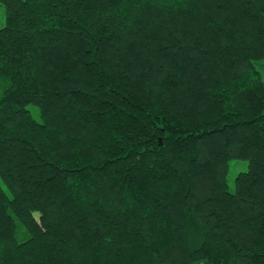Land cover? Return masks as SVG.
Returning <instances> with one entry per match:
<instances>
[{
	"label": "trees",
	"instance_id": "obj_1",
	"mask_svg": "<svg viewBox=\"0 0 264 264\" xmlns=\"http://www.w3.org/2000/svg\"><path fill=\"white\" fill-rule=\"evenodd\" d=\"M0 3V264H264V0Z\"/></svg>",
	"mask_w": 264,
	"mask_h": 264
},
{
	"label": "rangeland",
	"instance_id": "obj_2",
	"mask_svg": "<svg viewBox=\"0 0 264 264\" xmlns=\"http://www.w3.org/2000/svg\"><path fill=\"white\" fill-rule=\"evenodd\" d=\"M4 25H5V7L2 3H0V29L2 27H4ZM257 70L260 74L261 80L264 83V60H262L261 62H259L257 64ZM28 110L30 111L32 117L36 121H40L39 110L36 106L30 105L28 107ZM247 169H248V162L247 161H244V160H231V161H229L228 168H227V171L225 174V179H226V183H227L229 192L233 193V191H234L235 177L239 173L246 172ZM34 216L38 220L39 214H35Z\"/></svg>",
	"mask_w": 264,
	"mask_h": 264
}]
</instances>
